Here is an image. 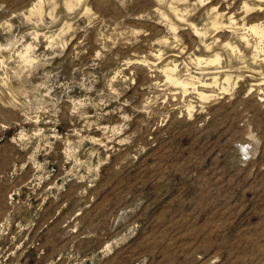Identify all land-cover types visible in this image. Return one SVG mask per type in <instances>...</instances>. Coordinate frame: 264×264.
Here are the masks:
<instances>
[{
	"label": "rangeland",
	"instance_id": "rangeland-1",
	"mask_svg": "<svg viewBox=\"0 0 264 264\" xmlns=\"http://www.w3.org/2000/svg\"><path fill=\"white\" fill-rule=\"evenodd\" d=\"M255 27L264 0H0V264H264Z\"/></svg>",
	"mask_w": 264,
	"mask_h": 264
},
{
	"label": "bare ground",
	"instance_id": "bare-ground-1",
	"mask_svg": "<svg viewBox=\"0 0 264 264\" xmlns=\"http://www.w3.org/2000/svg\"><path fill=\"white\" fill-rule=\"evenodd\" d=\"M163 2V1H162ZM170 3V2H169ZM262 3V2H261ZM172 6V5H171ZM36 7V6H35ZM248 7V6H247ZM259 7H260V5H259ZM245 25V24H244ZM261 25V24H260ZM172 27H174V26H172ZM262 27H263V25H262ZM262 27L260 28V27H255V28H253L252 30L253 31H255L257 34H260V38H262L263 40H264V30L262 29ZM175 28V27H174ZM252 28V27H251ZM247 29H249V27L247 28ZM246 29V27H245V30H247ZM242 30V29H241ZM248 31V30H247ZM246 32V31H245ZM246 34H247V32H246ZM204 36V35H203ZM244 37V36H243ZM247 37V36H246ZM248 39V38H247ZM246 39V40H247ZM261 39V40H262ZM243 41V40H242ZM248 41V40H247ZM264 42V41H263ZM249 43V42H248ZM259 43V42H258ZM258 43H257V45H258ZM262 43V42H261ZM264 44V43H263ZM259 48V47H258ZM208 49V48H207ZM212 60V59H211ZM175 68V67H174ZM177 68V67H176ZM178 69V68H177ZM168 71V70H167ZM173 71H175V70H173ZM169 74V73H168ZM167 74V75H168ZM172 74V73H171ZM174 74V73H173ZM170 78H172V77H170ZM169 78V79H170ZM186 79V78H185ZM174 81H176V82H179V79H176V80H174ZM187 81V80H186ZM194 82V81H193ZM182 85H184L185 86V88H186V86L187 85H189V83H186L185 81H181L180 82ZM194 84V83H193ZM204 91V90H203ZM203 91H202V93H203ZM204 94H206V93H204ZM208 94V93H207Z\"/></svg>",
	"mask_w": 264,
	"mask_h": 264
}]
</instances>
